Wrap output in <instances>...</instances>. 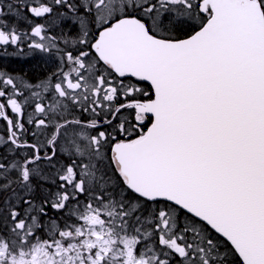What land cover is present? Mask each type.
I'll return each instance as SVG.
<instances>
[{
    "label": "snow or ice",
    "instance_id": "6c2138e0",
    "mask_svg": "<svg viewBox=\"0 0 264 264\" xmlns=\"http://www.w3.org/2000/svg\"><path fill=\"white\" fill-rule=\"evenodd\" d=\"M37 52L0 70V264H264V0H0Z\"/></svg>",
    "mask_w": 264,
    "mask_h": 264
},
{
    "label": "flooded vegetation",
    "instance_id": "af4514ba",
    "mask_svg": "<svg viewBox=\"0 0 264 264\" xmlns=\"http://www.w3.org/2000/svg\"><path fill=\"white\" fill-rule=\"evenodd\" d=\"M7 11V9H5ZM37 22H42L39 18ZM23 27V25H22ZM39 38H37L38 40ZM7 47V46H5ZM26 51V45L22 46ZM8 52L16 51L15 46L7 47ZM58 63L55 58H50L48 55L43 53H34L32 55L27 56H8V57H0V70H4L11 75L15 76H23L27 81L35 84L37 81L44 79L49 76L50 73H54L57 70ZM66 70V69H65ZM125 84H135L137 87L143 89L144 92L151 93V85L147 81H140L134 77H127L124 79ZM133 98L135 99H145L142 93H134ZM131 115H129V120L133 123L134 121V112L129 110ZM126 115L128 113H125ZM151 119L149 118L143 130L146 131L147 127L150 126ZM5 132V124L0 121V134ZM140 134V130L137 129L136 132L131 133L132 138Z\"/></svg>",
    "mask_w": 264,
    "mask_h": 264
},
{
    "label": "trees",
    "instance_id": "16d2710c",
    "mask_svg": "<svg viewBox=\"0 0 264 264\" xmlns=\"http://www.w3.org/2000/svg\"><path fill=\"white\" fill-rule=\"evenodd\" d=\"M233 264H242L241 261L237 258L236 255H235V257L233 258Z\"/></svg>",
    "mask_w": 264,
    "mask_h": 264
},
{
    "label": "water",
    "instance_id": "95a60500",
    "mask_svg": "<svg viewBox=\"0 0 264 264\" xmlns=\"http://www.w3.org/2000/svg\"><path fill=\"white\" fill-rule=\"evenodd\" d=\"M149 84H150V82H148ZM237 255V257H238V254H236ZM239 258V257H238ZM239 260H240V258H239ZM241 261V260H240ZM241 263H242V261H241Z\"/></svg>",
    "mask_w": 264,
    "mask_h": 264
}]
</instances>
